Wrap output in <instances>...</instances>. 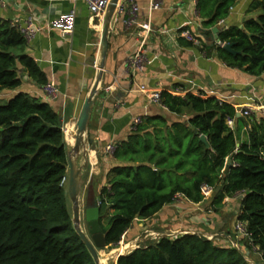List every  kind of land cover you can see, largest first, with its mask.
I'll list each match as a JSON object with an SVG mask.
<instances>
[{
    "label": "trees",
    "instance_id": "obj_1",
    "mask_svg": "<svg viewBox=\"0 0 264 264\" xmlns=\"http://www.w3.org/2000/svg\"><path fill=\"white\" fill-rule=\"evenodd\" d=\"M236 1L197 0L200 24L220 23ZM253 7L259 12L218 32V40L239 53L215 41L199 49L207 55L213 50L227 66L260 76L264 0ZM26 46L22 33L0 17V91L19 87L24 75L38 86L47 81ZM158 107L159 112L141 115L126 137L115 142L114 163L105 183L94 190L104 247H115L136 218H152L177 196L203 201L202 186L207 185V200L215 211L225 197L242 194L236 221L244 223L247 233L238 235L244 251L197 232H182L147 239L115 264H264V111L237 116L232 103L215 95H179L167 89L160 91ZM229 117L234 127L227 124ZM200 135L206 136L208 147ZM64 177L66 142L59 113L25 91L0 97V264H95L73 228ZM232 238L237 242L234 234ZM254 247L258 258L251 261L246 255Z\"/></svg>",
    "mask_w": 264,
    "mask_h": 264
},
{
    "label": "crops",
    "instance_id": "obj_2",
    "mask_svg": "<svg viewBox=\"0 0 264 264\" xmlns=\"http://www.w3.org/2000/svg\"><path fill=\"white\" fill-rule=\"evenodd\" d=\"M159 1L160 7L150 11L149 0H137L140 7L137 21L149 18L153 29L143 45L150 62L142 70L133 71L128 66V58L139 46V27L135 23L125 25L126 11H116L111 20L104 69L88 121L87 134L94 146L89 147L91 164L87 188L92 183L95 191L105 183V173L114 163L111 155L104 151L105 145L125 138L131 130L134 116L159 112V105L147 99V93L139 89L140 85L149 91L179 90L178 93L174 92L179 95L187 91H202L226 100L236 108L240 99H252L255 102L244 106L260 108L264 105V73L260 76L249 75L227 66L213 50L207 55L199 49L202 43L209 45L212 42L211 36L214 33L211 31L204 37L198 27L211 30L217 24L212 27L200 24V18L194 13L193 0ZM256 1L237 0L225 19V27L241 25L246 16L254 15L253 10L256 8L253 5ZM3 2L4 5H0V17L21 20L32 15L35 22L41 25L71 8L76 10L74 32L70 37H62L56 30L42 29L26 46V52L37 61L47 79L56 82L57 96L47 99L41 86L26 75L19 87L7 90V97L25 91L47 101L59 113L66 126L68 140L69 137L74 140L75 121L97 72L102 22L92 20L86 5L80 0L61 2L59 8L54 7L56 3L43 0ZM185 29L192 36H201V40L197 39L194 45L184 44L181 38L188 39L179 33ZM229 161L228 157L226 162ZM76 162L81 164L82 160L77 159ZM241 196L235 194L233 197H225L217 211L210 207L207 198L193 203L177 196L152 218H136L126 235L132 238L141 228L153 234L147 235L146 240L154 238V235L172 236L181 232H197L210 238L207 235L213 232V235H223L226 243L234 244L233 234L219 229L224 227L228 230L230 227L233 231L238 199Z\"/></svg>",
    "mask_w": 264,
    "mask_h": 264
},
{
    "label": "water",
    "instance_id": "obj_3",
    "mask_svg": "<svg viewBox=\"0 0 264 264\" xmlns=\"http://www.w3.org/2000/svg\"><path fill=\"white\" fill-rule=\"evenodd\" d=\"M119 0H110L106 10L103 15L101 37L99 43V60L97 64V72L95 79L91 87L89 88L78 113L77 119L75 121V140L74 143L66 146V156H67V195L72 204V224L75 232L80 237L81 241L85 245L89 254L91 255L95 264H107L102 262L98 252V248L105 246L104 234L99 222V206L98 199L94 196V201L92 204H87L86 202V191L87 183L89 180V147H93V143L88 138V121L90 118V113L94 103V96L99 89V84L102 77V72L104 69V62L108 50V34L111 20L116 12V8ZM55 4V3H52ZM61 3H56L55 8H59ZM226 21L222 20L219 24L212 27L211 30L203 29L198 27V31L201 35L206 37L211 31L213 35L211 36V41L217 42L218 32L225 27ZM222 47L232 54L239 53L232 48L231 43H223ZM240 116V112L237 113ZM200 139L208 147V142L205 135H200ZM238 144V143H237ZM92 149V148H91ZM77 159H81L82 163L77 164ZM83 213L84 220L86 222L87 231L85 232L81 226V214ZM138 245H133L127 248L125 251L120 253H111L109 257L115 260L120 256L127 254L132 249Z\"/></svg>",
    "mask_w": 264,
    "mask_h": 264
},
{
    "label": "built area",
    "instance_id": "obj_4",
    "mask_svg": "<svg viewBox=\"0 0 264 264\" xmlns=\"http://www.w3.org/2000/svg\"><path fill=\"white\" fill-rule=\"evenodd\" d=\"M43 1L50 3H61L64 1L75 2L77 0H43ZM80 1H82L86 5L90 13V18L92 20H97L99 21V23L103 21V15L110 0H80ZM193 1L196 4L197 0H193ZM0 5H4L3 0H0ZM148 7L150 11L157 9L160 7V1L149 0ZM116 11L117 12L126 11L127 16L124 19V23L126 26H131L133 23H135L139 27L138 30L139 46L133 52V54L130 55V57L128 58V66L133 71L142 70L145 67V64L150 62V60L147 58L143 50V45L145 43V40L148 34L153 30L150 23V19L147 18L145 21H139V22L137 21L138 14L140 12V7L139 4L137 3V0H119ZM194 13L197 15L196 7ZM75 20H76V10L74 8H71L68 11L60 13L59 15L49 19L43 25L36 23L32 15H28L21 20L19 19L10 20V24L11 26L17 28L18 31L22 33V35L25 37V39L28 42L36 35L37 32L41 31L42 29H45L47 31L56 30L62 37L68 38L74 32ZM179 35L184 36L185 38L193 41L194 43L198 42V40L194 36H192V34L186 29L181 30ZM217 44L222 46L223 42L217 40ZM41 88L47 99H53L58 94V86L53 79H47V81L41 86ZM139 89L147 93V99L149 101L157 105H160L159 89H154L149 91L148 89L145 88L144 85H140ZM174 92L178 93L180 91L176 90ZM235 109H236V113L240 112V115L246 116L250 113L251 110H253V107L244 106L241 109H238L236 107ZM259 109H264V105H261ZM139 121H140V116L139 115L134 116L130 128H132ZM227 124L230 127H234L233 118L229 117L227 119ZM243 129H245V127H243ZM63 131L65 133L64 125H63ZM114 147H115V143L113 142L107 143L104 147V151L107 154L111 155ZM65 182H67V177H64L62 179V183ZM202 192L206 197L207 194L211 193V188L207 185H203ZM234 228L237 235L239 236L247 235L243 222L236 221ZM153 237L156 238V235H154ZM235 247L238 248L237 245H235Z\"/></svg>",
    "mask_w": 264,
    "mask_h": 264
},
{
    "label": "rangeland",
    "instance_id": "obj_5",
    "mask_svg": "<svg viewBox=\"0 0 264 264\" xmlns=\"http://www.w3.org/2000/svg\"><path fill=\"white\" fill-rule=\"evenodd\" d=\"M257 12H259V8H256V10H253L254 14H256ZM6 93H7V90H1L0 91V97H7L8 93L7 94ZM253 103L255 104V102H253L252 99H240V101H238L237 108L241 109L244 107V105L253 104ZM263 111H264V109L253 108V110H251L250 113L252 115L254 112L263 113ZM66 189H67V185H66ZM93 193H94V185L91 183V185L88 186L87 191H86V202H87V204L93 203V201H94L93 200L94 199ZM210 194H207L206 198H208L210 196ZM67 203H68V208L70 209V211L72 213V204H71V201H70L68 195H67ZM235 223H234V225H235ZM134 224H135V222H134ZM81 226L85 232H88L86 222H85L84 217H83V213L81 214ZM230 229H231L230 227L228 228V230H226V229H224V227H222L219 230H223L226 233L234 234L237 237L236 238L237 242L235 241L234 244H232V245H234V246L237 245L238 248H240L242 251H244L243 250L244 247L240 245L242 238L239 239V236L237 235L234 226H233V231H231ZM148 232H149L148 230H145V229L143 230L141 228L137 231V233L132 238L130 236L126 235V232H125L115 247H113V248L102 247V248L98 249L100 259H104L103 262H105L107 264H115V259L112 257H109V255L111 253H120V252L125 251L127 248H130L133 245L143 244L146 241L147 235H153V234H150ZM136 235H138V236L136 238H134ZM207 236H209L210 238L216 237V238H218V241L226 243L225 240L223 239V237H224L223 235H217V234L213 235V232H210V234ZM220 237H221V239H220ZM246 257L248 260H251V261H253L254 259H257L258 253L256 251V248L254 247L252 249L251 253L250 254L248 253L246 255Z\"/></svg>",
    "mask_w": 264,
    "mask_h": 264
},
{
    "label": "bare ground",
    "instance_id": "obj_6",
    "mask_svg": "<svg viewBox=\"0 0 264 264\" xmlns=\"http://www.w3.org/2000/svg\"><path fill=\"white\" fill-rule=\"evenodd\" d=\"M66 135H67V128H66V126H65V137H66ZM68 137H69V136H68ZM69 139L72 140V137H69ZM70 140H68V138L66 137V141H67L68 144H70ZM74 140H75V139H74ZM74 140H72L73 143H74ZM73 143H72V144H73ZM70 145H71V144H70ZM103 260H104V259H102L101 261L103 262Z\"/></svg>",
    "mask_w": 264,
    "mask_h": 264
}]
</instances>
